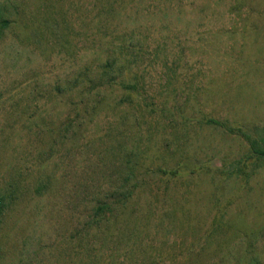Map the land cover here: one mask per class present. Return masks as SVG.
Instances as JSON below:
<instances>
[{
  "label": "rangeland",
  "instance_id": "rangeland-1",
  "mask_svg": "<svg viewBox=\"0 0 264 264\" xmlns=\"http://www.w3.org/2000/svg\"><path fill=\"white\" fill-rule=\"evenodd\" d=\"M0 16V264H264V0Z\"/></svg>",
  "mask_w": 264,
  "mask_h": 264
},
{
  "label": "trees",
  "instance_id": "trees-1",
  "mask_svg": "<svg viewBox=\"0 0 264 264\" xmlns=\"http://www.w3.org/2000/svg\"><path fill=\"white\" fill-rule=\"evenodd\" d=\"M7 24V19L3 18L2 16H0V26H4ZM114 63H116V61H113ZM112 67V64L111 63H105V64H102L101 65V68L103 69V71L106 73V74H109L110 73V69ZM213 122H216L215 120H212ZM246 139L249 141L250 145H251V148H252V151L254 153H256L258 156H260L261 158H264V147H261L260 145V141H258L257 139H253L249 136H245ZM106 207V204L104 203L103 204V207ZM102 206L100 207V205L97 206V209H102L103 208ZM1 211V210H0Z\"/></svg>",
  "mask_w": 264,
  "mask_h": 264
}]
</instances>
